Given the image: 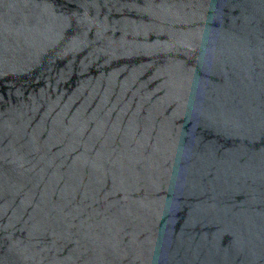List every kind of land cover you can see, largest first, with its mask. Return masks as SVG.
<instances>
[{"label":"water","instance_id":"obj_1","mask_svg":"<svg viewBox=\"0 0 264 264\" xmlns=\"http://www.w3.org/2000/svg\"><path fill=\"white\" fill-rule=\"evenodd\" d=\"M0 264H264V0H0Z\"/></svg>","mask_w":264,"mask_h":264}]
</instances>
